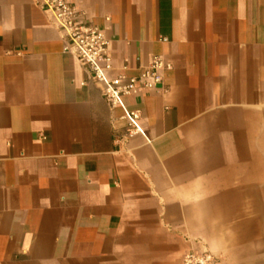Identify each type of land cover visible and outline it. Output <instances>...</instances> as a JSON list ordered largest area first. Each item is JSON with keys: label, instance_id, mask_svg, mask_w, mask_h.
I'll list each match as a JSON object with an SVG mask.
<instances>
[{"label": "crops", "instance_id": "obj_1", "mask_svg": "<svg viewBox=\"0 0 264 264\" xmlns=\"http://www.w3.org/2000/svg\"><path fill=\"white\" fill-rule=\"evenodd\" d=\"M68 1L113 76L173 69L112 108L39 0H0V264H264V0Z\"/></svg>", "mask_w": 264, "mask_h": 264}, {"label": "built area", "instance_id": "obj_2", "mask_svg": "<svg viewBox=\"0 0 264 264\" xmlns=\"http://www.w3.org/2000/svg\"><path fill=\"white\" fill-rule=\"evenodd\" d=\"M39 6L61 33L65 52L73 55L89 77L102 87L103 96L112 108L122 105L125 97L135 95L140 89L158 91L163 88L164 74L173 69L163 56L155 57L139 77H129L126 73L113 76L111 40L105 29L95 25L68 0H39ZM126 70L128 66H124L123 71ZM126 119L129 136L143 133L139 111L127 113ZM183 264H220V259L209 251H191L185 255Z\"/></svg>", "mask_w": 264, "mask_h": 264}]
</instances>
